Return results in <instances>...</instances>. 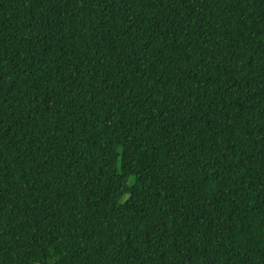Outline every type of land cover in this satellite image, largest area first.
Instances as JSON below:
<instances>
[{"label": "trees", "instance_id": "16d2710c", "mask_svg": "<svg viewBox=\"0 0 264 264\" xmlns=\"http://www.w3.org/2000/svg\"><path fill=\"white\" fill-rule=\"evenodd\" d=\"M0 264H264V0H0Z\"/></svg>", "mask_w": 264, "mask_h": 264}]
</instances>
